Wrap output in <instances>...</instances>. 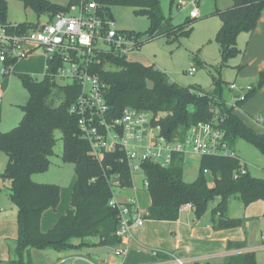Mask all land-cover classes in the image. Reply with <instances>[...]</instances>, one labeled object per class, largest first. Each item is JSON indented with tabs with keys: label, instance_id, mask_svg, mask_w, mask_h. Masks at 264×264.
Returning a JSON list of instances; mask_svg holds the SVG:
<instances>
[{
	"label": "trees",
	"instance_id": "obj_1",
	"mask_svg": "<svg viewBox=\"0 0 264 264\" xmlns=\"http://www.w3.org/2000/svg\"><path fill=\"white\" fill-rule=\"evenodd\" d=\"M19 1L38 17L46 14L48 19L56 13L67 12L70 6L78 3V0H68L66 4L50 0ZM94 1L101 15L106 16L112 6L132 7L145 14L150 21V34L145 40L168 35L171 29H181L179 26L168 28L159 0ZM6 9L7 0H0V13L3 14L0 22L9 26L11 23L6 21ZM262 12L264 0H232L229 7L214 11L220 19L214 38L220 47L222 64L239 53L238 34L251 32ZM192 20L189 18L185 24H191ZM31 24L25 21L19 22L18 26L26 29ZM133 36L139 47L143 41ZM97 59L91 72L97 74L104 83L106 102L115 115L127 106L161 112L163 117L160 124L164 134H171L179 127L185 129L189 121H212L216 115H221L223 120L220 126L225 130L230 143L234 142L236 136H241L264 153V133L255 132L231 108L225 106L222 81L212 90L182 86L172 82L165 72L154 65L129 60L125 55L106 53ZM17 77L28 94L20 106L22 116L15 127L5 132L0 130V150L7 156L1 175L9 180V197L17 210L18 225L15 247L19 258L6 263L29 264L22 260V252L25 250L28 255L32 249L69 250L82 246L88 238H97L100 244L117 245L120 242L115 235L117 211L108 205L111 188L107 176L117 173L121 187L132 186L129 168L120 160L122 155L115 150L105 153L100 162L92 158L89 143L79 131L76 116L69 113V107L79 91L76 83H58L49 76L38 79L26 73H18ZM146 80L153 82L152 89L147 88ZM262 83L263 80L259 79L257 85L247 93L246 99ZM214 106L219 109L218 114L213 112ZM56 130L61 133V160L74 165V182L70 207L57 218L51 228L42 231V215L47 209L57 207L60 186L34 182L32 175L48 169L56 142ZM183 165L182 156L174 157L167 166L153 162L142 163L141 171L148 183L146 189L150 199L144 216L146 219L176 220L185 204H191L195 216L199 217L208 201L218 198L211 208V224L217 230L231 229L242 226L243 220L227 214L230 195L237 194L245 207L258 200L264 204V177L252 176L237 155L202 156L198 175L191 182L182 177ZM242 167L246 172L234 178V174ZM206 171L212 176V185L207 182ZM0 264H3L1 260ZM194 264L215 263L196 261ZM222 264H256V260L253 251H245L231 255Z\"/></svg>",
	"mask_w": 264,
	"mask_h": 264
},
{
	"label": "built area",
	"instance_id": "obj_2",
	"mask_svg": "<svg viewBox=\"0 0 264 264\" xmlns=\"http://www.w3.org/2000/svg\"><path fill=\"white\" fill-rule=\"evenodd\" d=\"M174 4L177 9L190 7V19L199 17L197 0H175ZM97 9L94 0H78L67 12L56 13L45 21L32 22L26 29L20 28L18 23L6 26L0 22V73L7 74L15 62L41 49L45 58L43 76L58 83L72 81L79 86L69 113L76 116L92 158L100 162L105 153L119 151L120 160L129 168L131 179L135 172H142L144 162L167 166L176 156H182L184 164H187L188 156H235L234 144L220 126L221 115H216L212 121H189L185 129L179 127L171 134H164L160 124L161 112L127 106L119 114L113 113L104 96V83L91 72V68L101 54L115 53L127 57L138 46L133 35L117 29L114 20L101 15ZM194 71L195 67L187 70L189 74ZM227 88L231 92L230 104L238 106L253 87L231 82ZM212 110L219 113L215 106ZM245 172L242 167L234 178ZM107 182L111 188L108 205L117 211L115 235L120 240L113 253L119 256L126 253L125 244L131 238V229L142 226L146 212L134 196L117 198V189L121 188L119 174H109ZM143 185L147 188L144 177ZM182 209H192V206L185 204ZM170 257L174 264L185 262L175 253H170Z\"/></svg>",
	"mask_w": 264,
	"mask_h": 264
},
{
	"label": "rangeland",
	"instance_id": "obj_3",
	"mask_svg": "<svg viewBox=\"0 0 264 264\" xmlns=\"http://www.w3.org/2000/svg\"><path fill=\"white\" fill-rule=\"evenodd\" d=\"M50 1L59 4L68 2V0ZM159 5L168 28L179 26L181 29L175 31L171 29L168 35H158L149 40H145L150 34V21L145 14H141L138 9L126 6H112L109 9L106 16L114 20L117 29L135 35L139 41H143L138 49L127 55V58L146 65H154L165 72L172 82L182 86H199L205 90H212L219 81H222L225 100L229 101L230 92L226 83L235 82V80L237 84H242V82H240L238 77L236 79L237 56L228 59L226 64L221 63L220 47L214 38L220 26V19L216 14L205 12L206 8H204L206 5L214 7V1L200 0L201 16L192 20L191 24H185L189 20L188 8L177 9L176 5L172 4V0H159ZM47 18L46 14L38 17L31 9L24 8L19 0H7L6 19L11 23L45 21ZM105 49H108V47L105 46ZM41 51V49H37L32 54L37 57L35 65L37 70L41 65ZM190 67H195L193 74L187 72ZM24 72H26L25 68L16 65L13 72L0 73V130L3 132L15 127L21 119L22 111L20 106L28 94L17 74ZM43 72L44 69L37 72L35 77L38 79L42 78ZM60 83H65V81ZM247 83L248 81H244L243 85ZM55 138L56 142L53 147V154L49 158L50 165L48 169L34 173L32 180L37 183H53L60 186L61 199L56 207L57 209L51 210H61L62 215L70 205L69 199L74 181V165L72 163H64L61 160L62 140L59 130L55 131ZM233 144L237 156L242 164H247L250 174L255 177H264V153L241 136H236ZM200 159L201 157L196 155L187 157V164L185 163L182 168V177L185 181L191 182L196 179ZM6 162V154L0 150V173L4 172ZM205 177L208 184L212 185L213 179L208 171L205 172ZM132 183L130 187L117 189V198L123 199L136 195L139 206L143 208L141 209L147 210L150 199L148 191L143 185L142 172L137 171L132 175ZM7 185H9V180L0 176V189L4 191ZM2 197L3 199L1 200L5 201L3 209L9 213L14 212L16 214V208L9 197H6V195ZM217 201L218 198L208 201L201 216H195V219L200 221L208 220L211 215V208ZM191 210L193 209H187L190 212ZM191 213L195 215L194 210ZM227 214L231 217L242 218L243 223L245 221L244 226L237 229L236 237H238V241L244 245L246 250L254 252L256 264H264V240L261 239V235L264 237V215L246 216L244 206L239 201L237 194L230 195ZM52 226H49V228ZM8 244L12 259H18L19 255L16 252L15 244H13V241H8ZM65 251L52 248L32 249L28 255L25 250L22 252V260L24 263L29 262V264H48L50 252L59 254Z\"/></svg>",
	"mask_w": 264,
	"mask_h": 264
},
{
	"label": "crops",
	"instance_id": "obj_4",
	"mask_svg": "<svg viewBox=\"0 0 264 264\" xmlns=\"http://www.w3.org/2000/svg\"><path fill=\"white\" fill-rule=\"evenodd\" d=\"M213 1L214 7L204 6L206 8L205 12L215 14L216 9L221 10L232 4V0ZM187 8L190 9V7H185V9ZM197 8L200 17V0H197ZM6 21L11 23L7 19ZM237 47L239 53L236 55L238 57L236 79L238 77L242 82V84H238L243 86V82L248 81L247 84L252 85L254 88L259 79H262L263 83L252 96L238 106H232L230 99L229 101L225 100L223 90L224 104L226 107L231 108L232 112L248 127L257 133H264V12L260 15L255 28L251 32L238 34ZM36 50L28 54L26 58L15 62L11 71L13 72L16 65H18L25 68L26 72L24 73H29L35 77L37 72L44 69L45 61L44 52L41 51V65L37 70V66H35L37 57L32 55ZM38 62L40 61L38 60ZM235 82L237 81L235 80ZM1 174L0 176L3 177ZM8 187L9 185L4 191L0 189V260L3 264H7V261L12 260L8 241H13V244H15L18 229L16 214L3 209L5 201L1 199H3V195L9 197ZM134 197L138 201L137 196L134 195ZM140 208L142 207L140 206ZM263 209L264 204L260 200L250 203L246 207L244 206L245 215L251 217L263 215ZM55 211L47 209L43 213L40 221L42 231H46L49 226H52L57 217L61 215V210ZM143 211L146 212V210ZM191 212L187 209L183 211L181 209L178 218L172 221L145 218L142 226L131 229L132 235L125 244L127 251L123 255L116 256L113 253L115 245L100 244L97 238H88L78 248L69 249L59 254L50 252L48 264H89L88 261L97 264H174L170 253L181 256L185 261L184 264H194L196 261L222 264L231 255L251 251L246 250L236 237L237 229L242 228L245 221L240 227L217 230L212 226L210 218L203 221L196 220L195 215ZM261 239L264 240L263 235H261ZM153 250H156L157 253L153 254Z\"/></svg>",
	"mask_w": 264,
	"mask_h": 264
},
{
	"label": "water",
	"instance_id": "obj_5",
	"mask_svg": "<svg viewBox=\"0 0 264 264\" xmlns=\"http://www.w3.org/2000/svg\"><path fill=\"white\" fill-rule=\"evenodd\" d=\"M2 19H3V14L0 13V20H2ZM146 86L148 89H152L153 88V82L150 80H146Z\"/></svg>",
	"mask_w": 264,
	"mask_h": 264
}]
</instances>
